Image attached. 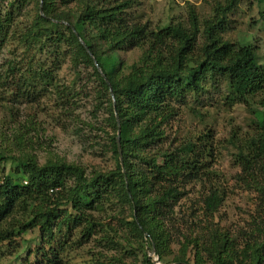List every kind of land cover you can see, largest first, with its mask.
<instances>
[{"label": "trees", "instance_id": "obj_1", "mask_svg": "<svg viewBox=\"0 0 264 264\" xmlns=\"http://www.w3.org/2000/svg\"><path fill=\"white\" fill-rule=\"evenodd\" d=\"M139 1L2 0L0 264L14 255L19 264H67L64 255L90 240L97 226H111L105 221L113 216L136 228L165 264H264V101L250 131L230 138L241 169L236 182L258 193V216L239 232L214 222L226 192L211 178V134L179 144L167 134L189 96L226 85V101L234 105L264 91L258 46L223 37L239 0L218 4L202 28L193 13L189 27H152L134 14ZM135 49L142 54L128 64L121 52ZM64 66L71 78L62 76ZM86 100L92 109L84 137L96 152L110 154L114 167L88 172L51 153L41 163L32 149L42 141L31 133L38 131L39 113L52 110L66 130V119L78 118ZM23 104L30 110L25 121ZM9 161L17 170L7 174ZM205 180L213 183L203 197V225L183 232L176 209ZM34 229L39 246L20 254V240ZM176 242L180 253L169 261ZM144 261L154 264L152 257Z\"/></svg>", "mask_w": 264, "mask_h": 264}, {"label": "rangeland", "instance_id": "obj_2", "mask_svg": "<svg viewBox=\"0 0 264 264\" xmlns=\"http://www.w3.org/2000/svg\"><path fill=\"white\" fill-rule=\"evenodd\" d=\"M227 3L228 0H140L139 5L134 8V14L138 20L149 23L152 27L178 22L189 27L190 16L193 13L197 16L199 26L202 28L205 20L216 16L218 4L226 5ZM1 4L2 0H0V6ZM223 37L257 45L260 62L264 64V0H239L233 10L227 14L226 31ZM141 54L140 49L127 53L121 52L128 64L136 62ZM62 76L66 79L71 78L65 66ZM227 94V86L222 85L217 88L211 87L209 93L200 97L189 96L187 104L180 108V115L167 128V134L178 144L188 138L196 139L204 134H211L213 150L208 159V166L212 170L211 178L226 192V198L214 222L232 232H239L243 228L250 227L254 217L258 216L256 212L258 193L247 190L236 182L235 175L241 169L235 161L236 149L230 143V138L234 133L247 134L256 117L262 116L261 103L264 101V91L255 95L248 104L230 105L226 101ZM88 101L83 102L76 110L78 118H74L75 121L66 119L65 122L68 124L66 130L57 124V114L52 110L39 113L38 131L33 130L31 133L38 135L39 140L42 141L40 145L32 149L41 163H44L51 153L82 165L88 172L94 168L114 167L111 155L96 152L91 147L94 146L91 141L84 137L89 132L86 126L90 123L92 109ZM19 107V117L25 121L30 110L25 104ZM78 128L83 129L81 133H78ZM16 167L17 164L7 162L6 173L16 172ZM209 181L211 180L198 182L192 188L190 187L189 197L182 200L177 207V217L184 218L178 223L183 232L188 231L189 224L194 231L201 229L199 225H203L201 224L204 212L203 197L213 183ZM124 212L129 215V209ZM111 213H116V209L109 212ZM106 222L112 223L111 226L105 227L104 224V226H97L90 240H84L80 246L64 255L67 264H144L146 257H152L154 264H165L160 262L158 255L150 249L151 243L136 228L130 229L120 225L114 216L113 220L108 219ZM78 238L80 233L77 231L74 239ZM179 238L183 242L182 235ZM20 242L22 244L20 254L27 255L29 250L39 246V231L37 229L28 231ZM181 242L171 243L167 251L169 261L179 255ZM187 257L193 260L189 251ZM15 258L17 255L9 257L8 264L11 260V264H19L15 263Z\"/></svg>", "mask_w": 264, "mask_h": 264}, {"label": "water", "instance_id": "obj_3", "mask_svg": "<svg viewBox=\"0 0 264 264\" xmlns=\"http://www.w3.org/2000/svg\"><path fill=\"white\" fill-rule=\"evenodd\" d=\"M97 64V63H96ZM120 133H121V127L119 125V130H118V143H119V148H120ZM121 152V151H120ZM121 161L123 163L122 155H121Z\"/></svg>", "mask_w": 264, "mask_h": 264}]
</instances>
